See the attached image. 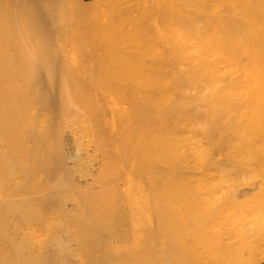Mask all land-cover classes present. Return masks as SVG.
Wrapping results in <instances>:
<instances>
[{"label":"rangeland","instance_id":"1","mask_svg":"<svg viewBox=\"0 0 264 264\" xmlns=\"http://www.w3.org/2000/svg\"><path fill=\"white\" fill-rule=\"evenodd\" d=\"M44 3L48 11L42 20L55 22L50 51L69 57V67L78 73L110 74L113 85L110 90L89 91L91 96L81 100L71 101L73 92H63L55 109L41 111L30 124L47 131L40 142L46 144L49 162L58 151L72 153L70 174L56 172L50 178L32 160L35 142L22 143L18 133L12 140V131L6 130V139L0 138V150L5 151L0 154V199L44 195L48 199L53 192L58 194L53 186L62 183L69 196L64 202L103 200L107 207V202L119 199L129 211L133 206L128 203L136 197L143 206H152L145 215L171 229L169 241L200 254L196 262L264 263V124L250 126L245 112L220 111L212 104L219 99L214 95L169 90L164 80H152L164 78L161 72L168 69L164 37L114 29L106 21L102 0ZM26 128L21 125L20 131ZM164 157H179L184 167L179 172L159 169L169 163ZM227 158L237 163V169L227 164L219 169L218 162ZM26 172L29 187L24 189L29 192H11L23 187ZM77 177L81 182L85 177L93 180L99 191L78 193ZM128 181L140 185L134 196L117 189ZM29 229L33 239L42 234L36 222Z\"/></svg>","mask_w":264,"mask_h":264},{"label":"bare ground","instance_id":"2","mask_svg":"<svg viewBox=\"0 0 264 264\" xmlns=\"http://www.w3.org/2000/svg\"><path fill=\"white\" fill-rule=\"evenodd\" d=\"M44 1L0 0V138L6 139L9 129L12 140L19 137L14 134L18 133L23 135L22 143L34 141L32 160L51 178L56 172L70 174L73 155L58 151L55 160L49 162L46 144L40 142L47 131L30 124L41 111L55 109L63 101V92H73L71 101L81 100L91 96L89 91L110 90L113 84L110 74L78 73L69 67V57L50 51L48 42L55 22L52 18L42 20L48 11ZM101 8L114 29L164 37L168 69L161 72L166 74L164 78L152 80H164L169 90L214 95L219 99L212 104L220 111L245 112L250 126L264 124V0H102ZM21 125H26V130L20 131ZM240 139L245 146L247 136L243 134ZM163 159L169 163L159 169L179 172L184 167L179 157ZM231 160L219 161V169L225 164L237 169ZM77 178L74 187L78 193L99 191L88 177L83 182ZM20 184V190L11 192H29L24 189L29 187L28 173ZM139 186L128 181L117 189L134 196ZM52 189L58 194L53 192L48 199L45 195L0 199V264H235L196 262L200 254L169 241L171 229L145 215L152 206H143L136 197L132 202L138 203L120 216L113 211L96 212L94 209L105 207L103 200L84 201L83 210L70 222L72 210L58 204L69 197L65 183ZM110 201L119 208L124 203ZM73 203L71 208L79 202ZM143 214L144 219L139 220ZM38 219L49 235L42 242L49 251L41 253L29 236V228ZM63 219L71 229L61 225ZM22 224L27 225L26 230ZM111 232L129 234L131 245L113 247L106 235Z\"/></svg>","mask_w":264,"mask_h":264},{"label":"crops","instance_id":"3","mask_svg":"<svg viewBox=\"0 0 264 264\" xmlns=\"http://www.w3.org/2000/svg\"><path fill=\"white\" fill-rule=\"evenodd\" d=\"M135 203H138V202H135ZM135 203L129 202L128 204L134 206ZM58 204L59 205L62 204L63 206L65 205V206H67L68 209L72 210L71 213L68 215V220L70 222L76 220L77 216H79L80 212L83 210V208H81V206H84V204H82V203H76L77 206L71 208V206L75 205L73 202H58ZM51 205H53V204L51 203ZM121 205H122V207L119 208V207H113V205L111 203H109V204H107V207H103L101 209H94V210H96V212H103V211H100V210L107 209V212L113 211L115 213V215L120 216L121 214H123L125 212V210H126L125 206L127 204L126 203H122ZM52 209L56 210L55 207L52 208ZM129 210H130V208H129ZM68 220L63 219L61 225H63L65 228L71 229L69 227L70 225L67 226V221ZM130 220L134 222L135 218H130ZM41 224H42L41 223V219L36 220L37 230H38V232L42 231V234L37 235L36 239H33L34 236L29 234L31 242L33 244L37 245L38 250H36V251H38L39 253L49 251V249H45L44 248L46 246V244H42L43 240H45L49 235L46 234L45 228H43V226ZM106 235H107V237L110 240L109 244L112 245L113 247L119 246L118 242H120V243H125V242L130 243V237H129L130 235L129 234H125L126 237H125L124 234L117 233V232H111L110 234H106ZM260 264H264V263H260Z\"/></svg>","mask_w":264,"mask_h":264}]
</instances>
